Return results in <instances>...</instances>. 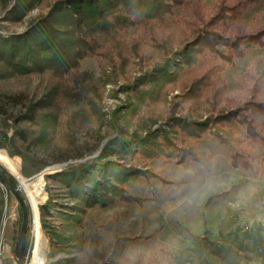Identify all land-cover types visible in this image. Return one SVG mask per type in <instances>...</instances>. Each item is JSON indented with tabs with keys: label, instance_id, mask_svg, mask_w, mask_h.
<instances>
[{
	"label": "trees",
	"instance_id": "1",
	"mask_svg": "<svg viewBox=\"0 0 264 264\" xmlns=\"http://www.w3.org/2000/svg\"><path fill=\"white\" fill-rule=\"evenodd\" d=\"M259 1L219 0L208 10L203 0H55L24 31L0 33V116L6 118L19 110L12 119L14 125L28 123L24 128L15 126L7 139L13 146L8 153L25 159L27 154L17 142L20 147L27 144L26 149L38 144L47 149L55 142L69 140L73 151L55 162L83 158L99 150L89 161L45 175L48 196L43 204L36 205L40 229L49 241L45 264H73L84 248L89 253L88 264H117L123 243L129 238L117 237L105 244L97 229L88 239L62 234L55 215L60 213L65 226L71 227L88 209L108 207L118 200L141 203L143 198L132 193L127 182L140 174L147 175L149 159L198 161L195 145L188 144L187 139L200 138L210 131L224 144L219 128L232 121L244 128L246 138L264 146L260 124V118H264V68L255 66L248 79L238 83L237 106L219 108L229 97L222 71L234 60L243 59L247 49L264 47V23L249 26L241 19L242 10ZM39 2L13 0L5 19L21 20ZM8 4L5 0L3 7ZM131 30L134 32L130 34ZM152 49L160 53V59L147 64ZM87 55L102 60L96 80L89 72L79 70L81 59ZM131 58L137 59L139 67L138 74L129 79L125 67ZM36 75L42 77L43 84L41 89L38 84L37 94H30L28 88L3 86V82ZM119 79H125L120 91L127 93V98L107 119L102 104L104 86L117 84ZM176 87L182 102H190L189 108L194 109V105L203 104L206 116L195 120L191 111L188 118L171 113L165 121L171 131L168 134L160 125L153 127L158 121L155 109ZM70 99L79 101L80 107L63 110L62 103ZM175 108L172 103L171 110ZM103 127L114 134L108 137L101 132ZM28 130L34 134L30 140ZM81 137L84 139L78 144ZM230 162L234 167L250 168L243 151L232 153ZM0 175L2 186L16 188L15 179L3 168ZM2 204L0 188V207ZM25 205L28 222L20 264L27 250L31 222ZM18 210L19 226L13 234L17 240L22 226L19 203ZM237 231L234 228L230 235ZM251 237L254 251L264 262L261 227ZM194 238L214 264H230L232 254L241 247L235 235L229 243L206 236ZM234 242L238 243L236 247Z\"/></svg>",
	"mask_w": 264,
	"mask_h": 264
},
{
	"label": "rangeland",
	"instance_id": "2",
	"mask_svg": "<svg viewBox=\"0 0 264 264\" xmlns=\"http://www.w3.org/2000/svg\"><path fill=\"white\" fill-rule=\"evenodd\" d=\"M4 1L0 0L1 34L24 31L32 20L45 14L55 0H41L18 21L5 19L6 10L12 6L13 0H7L9 4L6 7H3ZM203 1L206 8L212 10L219 0ZM175 13L179 14L180 10L176 9ZM241 19L249 26L264 23V0L244 8ZM134 31L131 30L130 34ZM150 51L152 57L147 64L160 59L159 52ZM137 62V59L131 58L125 67L129 79L138 74ZM255 66L264 68V47L247 49L243 59L234 60L222 71L229 97L226 102L220 103L219 108L225 110L237 106L235 95L239 90L238 83L246 81ZM101 68L99 56L87 55L80 61L79 70L89 72L94 80L100 75ZM124 81L119 79L117 84L107 83L104 86L102 104L107 119L113 110L126 101L127 93L120 91V84ZM38 84H41V89L43 84L39 75L3 82V86L8 89L28 88L32 95L39 93H36ZM180 93L176 87L167 95V101L155 109L158 121L153 127L160 125L166 133L171 134L165 123L171 113L188 118L186 115L191 111L195 120H202L206 116L203 104L194 105L197 106L195 109L189 108L190 102H182L178 98ZM172 103L176 106L174 110H171ZM80 105L79 101L70 99L62 103V108L69 111ZM18 113L19 110H14L6 118L0 116V168L15 179L16 188L29 207L31 222L24 260L34 240L35 247L26 264H45L49 241L40 229L36 206L37 203L43 204L48 196L45 175L89 161L99 150L83 158L55 162L56 158H64L73 151L71 140L55 142L47 149L40 144L26 149L27 144L20 147L17 142V147L22 148L27 157L24 159L16 154L10 155L8 149L13 146L7 139L11 137L15 126L28 127V123L22 121L14 125L12 119ZM260 124L264 134V118H260ZM219 131L226 140L224 144L210 131H205L200 138L187 139L188 144L195 145L200 158L198 161L191 158L183 162L166 158L149 159L147 175L140 174L127 182L130 191L143 198L141 203L118 200L108 207L88 209L82 219L71 227H66V221L60 213H56L55 221L62 234H76L88 239L97 229L105 244H110L117 237L129 238L123 243L117 264H214L201 242L194 237L206 236L219 243H229L230 237L235 235L241 240V247L232 254L230 264H264L262 257L253 249L254 240L251 237L260 227L264 237V146L246 138L244 128L234 121L224 122ZM101 132L108 137L114 134L113 130L106 127ZM26 134L28 140L34 136L30 130ZM83 139L81 137L77 143L81 144ZM239 151L247 155L250 168L231 165V154ZM49 167L52 168L47 170ZM2 185L0 182L3 197L0 207V264H16L19 244L13 234L19 226V202L12 191ZM234 228L238 231L230 235ZM233 245L236 247L238 243L234 242ZM89 258L88 250L84 248L78 252L73 264H88Z\"/></svg>",
	"mask_w": 264,
	"mask_h": 264
},
{
	"label": "water",
	"instance_id": "3",
	"mask_svg": "<svg viewBox=\"0 0 264 264\" xmlns=\"http://www.w3.org/2000/svg\"><path fill=\"white\" fill-rule=\"evenodd\" d=\"M0 181L4 182L2 176L0 175ZM18 188H13L12 186H10V190L12 191L13 195L15 196V198L18 200L21 210H22V226H21V232H20V237L18 239V244H19V249L17 251L16 257V264H20V260L24 251V247H25V237H26V228H27V222H28V213L26 210V205L25 202L23 200V198L21 197L20 193L17 190Z\"/></svg>",
	"mask_w": 264,
	"mask_h": 264
},
{
	"label": "built area",
	"instance_id": "4",
	"mask_svg": "<svg viewBox=\"0 0 264 264\" xmlns=\"http://www.w3.org/2000/svg\"><path fill=\"white\" fill-rule=\"evenodd\" d=\"M32 242H33V240H32ZM34 244V243H33ZM32 246V243H31V245H30V248H29V252H28V254H27V257H26V259L24 260V262H23V264H26L27 263V261H29V258H30V256H31V252H32V250H33V246ZM0 255H1V252H0ZM29 255V256H28Z\"/></svg>",
	"mask_w": 264,
	"mask_h": 264
},
{
	"label": "bare ground",
	"instance_id": "5",
	"mask_svg": "<svg viewBox=\"0 0 264 264\" xmlns=\"http://www.w3.org/2000/svg\"><path fill=\"white\" fill-rule=\"evenodd\" d=\"M50 168H52V167L47 168V170H49ZM47 170H46V171H47ZM34 226H35V225H34ZM35 227H36V226H35ZM36 228H37V227H36ZM34 231H36V229H35Z\"/></svg>",
	"mask_w": 264,
	"mask_h": 264
}]
</instances>
